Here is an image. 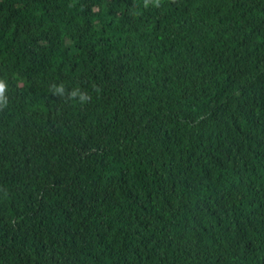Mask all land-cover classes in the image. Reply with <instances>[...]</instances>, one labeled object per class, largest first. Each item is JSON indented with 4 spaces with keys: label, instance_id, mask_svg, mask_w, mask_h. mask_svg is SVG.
<instances>
[{
    "label": "trees",
    "instance_id": "trees-1",
    "mask_svg": "<svg viewBox=\"0 0 264 264\" xmlns=\"http://www.w3.org/2000/svg\"><path fill=\"white\" fill-rule=\"evenodd\" d=\"M0 85V264H264V0H0Z\"/></svg>",
    "mask_w": 264,
    "mask_h": 264
},
{
    "label": "bare ground",
    "instance_id": "bare-ground-1",
    "mask_svg": "<svg viewBox=\"0 0 264 264\" xmlns=\"http://www.w3.org/2000/svg\"><path fill=\"white\" fill-rule=\"evenodd\" d=\"M168 1V0H167ZM157 2V1H156ZM155 2V3H156ZM184 2V1H183ZM163 3V2H162ZM165 3V2H164ZM165 5V4H164ZM171 5V4H170ZM150 7V6H149ZM161 10V9H160ZM154 12V11H153ZM123 13V12H122ZM163 13V12H162ZM178 14H179V12H178ZM113 16V15H112ZM158 17H159V15H158ZM148 19V18H147ZM154 19V18H153ZM153 22H154V20H153ZM149 23V22H148ZM158 23V22H157ZM160 23V22H159ZM159 25V24H158ZM153 26V25H152ZM161 26V25H160ZM159 27V26H158ZM103 29V28H102ZM100 31V30H99ZM107 36V35H106ZM101 39V38H100ZM101 43V42H100ZM98 45V44H97ZM251 168L253 169V166H251ZM250 169V168H249ZM251 170V169H250ZM246 173H247V171H246ZM250 173V172H249ZM247 178V177H246ZM245 178V179H246ZM203 188H205V187H203ZM249 189V188H248ZM253 189V188H252ZM244 191H245V189H244ZM250 191V190H249ZM5 198V197H4ZM3 199V198H2ZM4 200V199H3ZM256 206V205H255ZM253 226V225H252ZM253 227H255V226H253ZM252 229V228H251ZM199 230V229H198ZM197 230V231H198ZM260 230V229H259ZM202 232V231H201ZM234 232V231H233ZM252 232V231H251ZM253 234V233H252ZM260 234V233H259ZM193 235V234H192ZM201 237V236H200ZM208 237H211V236H208ZM208 237H206V239L208 238ZM193 239V238H192ZM198 239H200V238H198ZM206 239H205V242L207 243V241H206ZM208 240V239H207ZM264 241V240H263ZM209 242V241H208ZM205 244V243H204ZM208 244V243H207ZM206 244V245H207ZM212 244V243H211ZM257 244V243H256ZM259 244H261V243H259ZM230 246V245H229ZM206 247V246H205ZM204 247V248H205ZM208 247V246H207ZM210 247V246H209ZM255 247V246H254ZM252 248V247H251ZM263 250V249H262ZM257 251H259V250H257ZM255 253V252H254ZM260 256V255H259ZM262 257V256H261ZM210 258H212L211 256H210ZM240 258H242V257H240ZM239 259V258H238ZM221 260V259H220ZM240 260V259H239ZM167 261H169V260H167ZM238 261V260H237ZM244 261V260H243ZM219 263V262H218ZM241 263V262H240ZM237 264V263H236Z\"/></svg>",
    "mask_w": 264,
    "mask_h": 264
},
{
    "label": "clouds",
    "instance_id": "clouds-1",
    "mask_svg": "<svg viewBox=\"0 0 264 264\" xmlns=\"http://www.w3.org/2000/svg\"><path fill=\"white\" fill-rule=\"evenodd\" d=\"M0 88H2V85H0Z\"/></svg>",
    "mask_w": 264,
    "mask_h": 264
}]
</instances>
